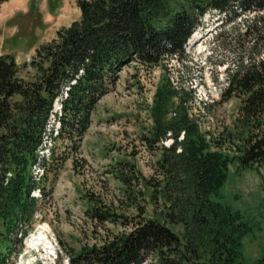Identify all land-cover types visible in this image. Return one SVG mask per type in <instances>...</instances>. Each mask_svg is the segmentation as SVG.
Segmentation results:
<instances>
[{
    "label": "trees",
    "instance_id": "16d2710c",
    "mask_svg": "<svg viewBox=\"0 0 264 264\" xmlns=\"http://www.w3.org/2000/svg\"><path fill=\"white\" fill-rule=\"evenodd\" d=\"M76 3L79 17L40 42L29 59L19 62L12 52L0 53V264L9 263L33 227L32 191L49 158L39 152L45 134L80 138L96 102L115 86L124 65H159L179 57L210 10L219 13L221 23L244 18L238 34L250 38V53H257L246 63L226 65L225 92L239 98L231 125L217 134L202 130L186 107L189 90L162 79L152 98L153 130L145 136L152 145L172 139L160 146L156 160L160 179L153 196L161 202L157 217L114 233L100 245H83L66 262L150 264L153 257L152 264H264V255L246 257L243 239L250 226L222 195L231 163L237 171L254 170L264 179V0ZM57 98L58 125L49 126ZM49 154L53 156L50 149ZM35 167L41 176L34 174ZM100 214L96 211L91 218L107 219Z\"/></svg>",
    "mask_w": 264,
    "mask_h": 264
},
{
    "label": "rangeland",
    "instance_id": "374dc122",
    "mask_svg": "<svg viewBox=\"0 0 264 264\" xmlns=\"http://www.w3.org/2000/svg\"><path fill=\"white\" fill-rule=\"evenodd\" d=\"M17 1L0 2V53L12 52L19 62L29 59L40 42L80 14L76 0H19L13 6ZM220 18L216 10L207 11L183 53L165 64L124 65L115 86L96 102L80 138L69 141L45 134L39 152L49 158L46 174L41 176L40 167L34 169L41 179L32 191L36 198L33 227L8 264H34L37 259L36 264H54L57 258L36 252L40 248L36 243L45 238L53 243L62 264H67L68 255H75L83 245H100L114 233L128 232L144 219L157 217L161 202L153 196L160 179L156 160L160 146L172 140L166 137L152 145L145 137L153 130L151 104L157 85L169 78L176 89L189 90L190 115L202 130L217 134L231 125L239 103L236 95L225 92L226 65L257 56L250 53V38L238 34L244 18L230 23H221ZM59 103H54L57 112ZM172 114L171 110L168 116ZM50 121V126L57 124L56 114ZM238 170L230 164L222 195L250 226L243 248L252 260L264 255V179L254 170ZM96 211L107 219L91 218ZM168 225L181 231L180 226ZM154 260L150 257L148 262Z\"/></svg>",
    "mask_w": 264,
    "mask_h": 264
},
{
    "label": "bare ground",
    "instance_id": "6f19581e",
    "mask_svg": "<svg viewBox=\"0 0 264 264\" xmlns=\"http://www.w3.org/2000/svg\"><path fill=\"white\" fill-rule=\"evenodd\" d=\"M19 4H20V1L19 0L17 2H13V6H18Z\"/></svg>",
    "mask_w": 264,
    "mask_h": 264
}]
</instances>
